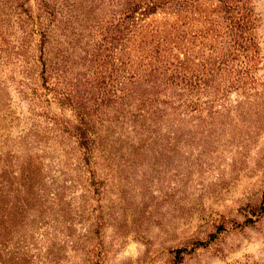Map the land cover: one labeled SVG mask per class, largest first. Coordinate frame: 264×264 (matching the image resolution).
Masks as SVG:
<instances>
[{
	"label": "rangeland",
	"instance_id": "rangeland-1",
	"mask_svg": "<svg viewBox=\"0 0 264 264\" xmlns=\"http://www.w3.org/2000/svg\"><path fill=\"white\" fill-rule=\"evenodd\" d=\"M22 1L32 16L69 3ZM223 4L199 0L200 14L165 9L144 24L194 52L227 54ZM241 4L255 42L245 85L201 94L198 118L157 135L138 157L115 151L96 166V192L80 164L75 116L28 64L36 41L17 48L22 36L9 15L12 37L0 46V264H264V0ZM140 37L131 58L149 69Z\"/></svg>",
	"mask_w": 264,
	"mask_h": 264
},
{
	"label": "trees",
	"instance_id": "trees-1",
	"mask_svg": "<svg viewBox=\"0 0 264 264\" xmlns=\"http://www.w3.org/2000/svg\"><path fill=\"white\" fill-rule=\"evenodd\" d=\"M21 1L0 0V46L9 44V19L8 25L5 22L14 14L22 36L17 48L23 53L25 45L31 49L27 39L36 41L39 55L30 57L28 64L34 70L39 66L37 76L44 89L75 116L72 128L80 164L90 174L95 192L100 187L95 181L97 164L115 159L124 148L137 151L138 157L157 135L185 118H198L201 94L215 98L219 86L247 82L254 24L241 0H235L234 8L230 0H219L224 3L221 11L230 42L228 53L216 56L194 52L167 30L144 24L165 9L200 14L195 6L199 0H69L60 7H38L36 16L28 13L27 1ZM176 28L171 26L175 31L181 26ZM138 35L139 52L153 55L149 69L131 58V42ZM14 54L16 60L23 55Z\"/></svg>",
	"mask_w": 264,
	"mask_h": 264
}]
</instances>
